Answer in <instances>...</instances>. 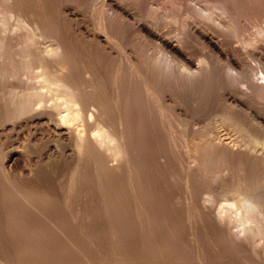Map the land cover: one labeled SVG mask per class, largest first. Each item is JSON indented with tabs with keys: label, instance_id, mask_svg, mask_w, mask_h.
Listing matches in <instances>:
<instances>
[{
	"label": "bare ground",
	"instance_id": "1",
	"mask_svg": "<svg viewBox=\"0 0 264 264\" xmlns=\"http://www.w3.org/2000/svg\"><path fill=\"white\" fill-rule=\"evenodd\" d=\"M96 1L103 8L106 22H116L117 31L109 33L104 30L100 33L90 30L82 12L71 2L0 0V8H2L0 13L3 12L0 18V110L13 111L11 115L9 114L11 112L6 113L9 117L7 120L3 118L5 119L3 121L2 117L0 118V125L17 117L18 120H22L30 114L25 117V121L33 123L36 128L42 130V134H45L48 140L51 134L54 137V144L51 146L47 144L48 162L63 164L61 173L46 175L49 177H47L49 184H39V180L38 182L32 180V171L27 169L22 168L17 176L15 173L18 171L14 168L21 162V154L14 149L6 151L4 164H1L0 186L3 189L1 203L8 209V213L20 215L24 220L32 213L35 216L40 213L43 217L47 208L46 210L43 208L45 206L42 202L50 205L52 202L58 203V207L60 204L63 205L62 209L65 210H55H60L62 216L67 214L68 209L75 210L73 213L77 214L79 207L70 202L79 197L84 201H91L87 205L92 210L88 211L96 213L104 221L108 220L113 227L119 225L124 228L130 224L133 229L128 230H134L133 233L130 231L132 237L142 239V236L155 234L156 238H160V232L154 233L155 230L151 229L152 233L149 229L155 227L154 224L153 227L151 225L157 218L156 210L160 209L158 206L162 207L159 202L162 201L164 205L165 203L174 205L177 197L181 196L173 190L177 188L176 183L179 184L177 175L179 171L175 167L179 166L177 163L181 148L178 147L180 148L178 151L177 146L183 147L184 152L182 151L180 155L184 153L182 156L185 157L184 160L186 159L185 166L182 162L184 167L180 162V166L184 168L180 175L183 191L185 190L184 198L192 204L197 201V190L201 189L196 185L198 179L202 178L203 181L207 178L211 173L207 167L213 161L220 158H231L233 161L234 156L235 158L243 154L246 156L244 150L247 142L252 143L251 147L258 146L259 151L264 154V113L251 107L246 108L247 111L238 110L237 104H241L240 100L232 97L236 105L233 108L230 106L231 108L211 112L212 116L208 111L213 122L206 123L209 120L204 121L201 115L192 111L193 105L188 107L183 101L185 98L180 99L178 93L184 90L183 88L207 83L208 74H213L209 63L207 62L205 66H194L182 49L183 41L179 40L181 38L166 36V31H163L159 25L142 17L137 11L134 0ZM173 1L183 7L180 0ZM194 1L210 2V0ZM149 4L150 7L161 10L165 16L169 14L171 16L173 12L172 5L167 2L149 0ZM221 6L220 8L223 7ZM224 6L222 12L226 13L224 10L227 5ZM207 9L209 7L204 11H210ZM13 17L16 18L15 21L19 20L27 26L23 25L27 29L25 33L18 30L17 26L20 27V24H16L19 23L18 21L14 22L16 26L9 23L11 19L14 21ZM223 18L220 20L222 28L230 24L227 22L229 19L223 20ZM233 24L235 26L234 22ZM186 25L211 55L227 57V51L224 52L222 47L223 39L194 20H187ZM129 27L136 30L144 46L154 44L159 51L157 52L159 57L160 54L161 57L164 55L166 64L161 62L162 58L154 59L146 47L138 50L127 43L124 40L123 30H129ZM256 29L260 35H264L263 25ZM46 37L50 38L51 42L47 46L41 47L40 44V47H37L38 42H41L40 38ZM81 45L88 48V51L81 50ZM174 64H179L182 73L181 71L175 73L176 70L172 68ZM231 65L237 66V62L231 59L229 67ZM15 79H20L22 84L24 83L23 86L14 85ZM257 83L255 85L253 82L255 86ZM261 85L260 88L264 84ZM252 86L248 87L253 88ZM246 88L243 89L242 86L238 91L242 90L241 92L245 94L248 90ZM206 127H208L207 131H203ZM257 129L261 132H257ZM3 139L4 136L0 135V142H3ZM67 145H69L68 149H66ZM164 147L167 149L172 147V151L167 153ZM255 154L254 156H258V152L257 155ZM257 158L260 165L257 164L264 170V155H259ZM248 159L245 157V160ZM225 166L222 165L221 169ZM206 170L210 173H206ZM219 170L214 175L211 173L210 178H218V174L221 173ZM223 170L225 180L233 171H229L228 165ZM263 173L261 172L260 175ZM210 178L206 180L209 181ZM244 178L238 179L239 182L236 181L237 183L229 186V190L226 188L227 192L223 189L225 194L230 195L229 202L227 207L218 208L212 219L220 222L218 230L225 233L227 240L242 249L241 251L250 250L251 254H255V260L262 263L260 258L264 256V246L261 244L264 243V191ZM202 183L201 186L204 185V182ZM206 192L208 196L211 195L209 190ZM78 203L84 207L83 204ZM162 208L165 210L164 207ZM54 212L49 213L56 214ZM79 213L82 214L80 210ZM79 213L78 216L76 215L78 218L81 217ZM68 216L70 217L71 213ZM9 217L11 218V215ZM45 217L43 219L48 220ZM75 217L68 218L72 221L71 226L76 222L75 226L78 225ZM171 218L175 220V217ZM49 221L52 223L51 220ZM56 221L55 224L62 220L56 219ZM64 226L67 227L66 224ZM53 227L48 229H52L50 230L52 232ZM134 227H138V230ZM56 230L58 229H55V232ZM75 230L72 231L77 232ZM112 231L114 232L111 235L117 238L118 230L114 228ZM170 233L163 234L168 237ZM58 235L70 237V234L61 231V228ZM254 262L256 263V261L252 263Z\"/></svg>",
	"mask_w": 264,
	"mask_h": 264
},
{
	"label": "rangeland",
	"instance_id": "2",
	"mask_svg": "<svg viewBox=\"0 0 264 264\" xmlns=\"http://www.w3.org/2000/svg\"><path fill=\"white\" fill-rule=\"evenodd\" d=\"M60 1L74 3L77 9L80 12H82L84 19L88 22L89 24L88 27L90 30L97 31L100 33H103L104 30H106L104 32H109V33H113L117 31L116 22L111 21L112 22L111 23L108 20H107L108 22H106L105 20L106 15L103 13L104 12L103 8H101V5L98 4V1L96 0H60ZM157 1L165 2V3L167 2L168 4L172 5L173 14L171 13V16L169 14L168 15L169 17L167 15L165 16L161 12V10H157L155 8L150 7L149 0H134L137 11L140 13L142 17L149 19L153 23L159 25L163 29V31H166L165 32L166 36H172L176 39L181 38L179 40H181V42L183 41L182 49L186 53V55L191 59L194 66H199V65L205 66V64H207L208 62L210 70L213 69L212 70L213 74L212 73H211L212 75L208 74L207 77L208 79H206L207 83L198 84L195 87H191L187 89L183 88L184 90L179 91L180 94L178 93V96L179 97L181 96L180 99L183 100L185 98L183 101L187 104V106L191 107L189 105H193L192 106L193 108L191 107V110L194 112L196 111L195 113L198 114L199 116L201 115V118L203 117L202 119L204 121L209 120L206 123L209 122L210 124L211 122H213L211 116L214 113V111L231 108V107L233 108L234 105H236V103L232 101V97H235L236 99L240 100L241 104H237L238 110L240 109L243 111H247L246 108L249 109L248 107H251V109L252 108L255 110L257 109L258 111L264 113V85H263L264 84V35L263 36L260 35V33L256 29L258 27L261 28L262 25L264 26L263 23L264 0H210V2L208 3L206 2L204 3L202 1H201L202 3L200 1L199 3L194 0H180L182 2L183 7L179 6L178 3H175L173 0H157ZM94 4L96 7L94 6ZM220 4L223 7H225L224 5L229 6V7L226 6V10H224V12L226 11V13L222 12L223 7ZM202 5L204 9L209 7V9L207 10L210 11L212 10L211 14L210 11L205 12L204 9L201 8ZM218 5H220L222 8H220V6ZM228 8L231 10H229ZM0 10L2 11V8H0ZM1 15H3V12L0 13V18ZM225 16L227 18H225ZM222 17H224L223 20L229 19L231 21L229 22V20H227V22L230 23L228 24V26H226L228 28L221 27L220 20H222ZM13 19L14 21L11 19V21L9 20V23H11L14 26V24L17 21L19 22V20L15 21L16 18L14 17ZM187 20H191V21L194 20L196 22L203 24L210 32H213L215 36L219 37L220 39H223L224 45L222 47H224L223 48L224 52L227 51V57L222 58V57H217L215 55H211L210 52H208V50L203 46V44H201L199 39L196 38L194 34H192V32H190V30L186 25ZM233 22L235 23V26H233L234 25ZM16 24L17 25L20 24V27L19 25L17 27L18 30L21 31V33H25L27 31V29L24 27L26 25L20 22ZM128 29L129 30H123L124 40L127 43H129L131 46L135 47L136 49L138 48V50L141 48L144 49L146 47L148 51L152 53L151 55H153L152 57L154 59L159 57L157 53L159 51L154 46V44H150V45L145 44L146 46H144V44H142L143 42L137 36L138 34L136 33V30L132 27H129ZM119 31L120 33H122L120 29ZM46 38L45 39L40 38L41 40L40 39L39 40L41 42H38L39 45H37V47H40V44L41 47H44V45L47 46L51 42L50 38L49 39ZM82 46L83 45L80 46L81 50L84 51L88 49ZM163 56L161 57L160 54L159 59L162 58L163 60H161V62H164L166 64L165 62L166 60L164 61ZM208 56H210L211 58L210 57L208 58ZM230 58L234 59L237 62V66L231 65L230 66L231 68L229 67V65L231 64ZM178 65L174 64L173 65L174 67L172 66V68H174L177 71V72L175 71V73L177 74L178 72L180 73V71L182 73V69L180 66L179 68ZM13 82H14L13 84L16 86L18 84L19 86H23L24 84V83L22 84V81L20 79H15L13 80ZM246 82L249 84L246 85L247 84ZM253 82H255V85L258 82L257 86H255ZM259 82H261L260 84H262L263 87L260 88ZM245 85L248 88V90L246 91L248 93L245 92L244 94L243 92H241L242 90L238 91L241 89L242 86L243 89L246 88ZM248 86H252L253 88ZM3 111L4 112L0 110V112L2 113V114L0 113L1 115L0 118L2 117L1 119L5 118L7 120L8 114L6 113L11 111L10 110H8L7 112H5V110ZM208 111H210V113L211 112L213 113L210 114ZM12 112L9 114L10 115L13 114ZM27 116H30V114H27ZM208 116H210V118ZM25 117L22 118V120L21 119L18 120L17 117L15 118V120L12 121L8 120L6 124H4L5 122H3L4 125H0V135L2 137L4 136L5 138L3 139V142H0V175H1V164L2 163L4 164L5 152L10 149H14L20 152L21 154V159H20L21 162L14 168V170L16 169V171H18V172L14 171L16 172L15 174L18 176V173L22 168L24 170L27 169L28 171H32L31 178L34 182H38L39 180L38 182L39 184L41 183L49 184V179H48L49 177L46 175L59 174L63 169L62 168L63 164L61 163L58 164L56 162L50 163L48 162V159L46 157L48 155V149H49L47 144L49 143V146L53 145L54 137H52L51 134L50 140H48V137H45L46 135L42 134V130L36 128L33 125V123L31 122L29 123V121L27 120L25 121ZM5 119H3V121ZM18 122H20L21 124ZM207 128L208 127L204 128L203 131H207ZM257 130H258L257 132L260 131L259 129ZM247 143H245L247 147L246 150H244L246 151L245 153L246 156H244V154L243 156L239 155L240 157H242L241 160L239 156L238 157L236 156V158L235 156L234 158L232 157L233 161H231L232 160L231 158L226 159L223 157L224 159L221 158L219 160L217 159L213 161L215 164L212 162V164H210V166L207 167V169H210V172L213 175L216 174L219 169L221 173L218 174V178L213 177L214 179H212V177L210 178V176H212L211 173L209 172V170H206V173L207 172L210 173L209 174L210 176L207 174L209 177L207 176L206 179L210 178L212 181L211 180L208 181L206 179L205 180L203 179L202 181V178L198 179L196 185H198L197 187L201 189L197 190L198 193L196 198L197 201H195L192 204L188 203V200L184 198L185 190L183 191V186H182L183 184L180 175L181 173H183L181 172V170L182 169L184 170L183 167L185 166L186 159L184 160L185 158L183 157L184 153L180 155V153H182L183 151V147L181 145L177 146L178 151L181 148L177 163L179 164V166L177 165L178 167L177 166L175 167L178 168L179 171V172L177 170L175 171L176 173L177 172L179 173L177 174L179 184L177 182L176 183L177 188L173 190L176 191L177 193H180L181 196H179L178 194L179 197H177L176 199L177 202H175L174 205L172 204L167 205L168 203H165L164 205L162 201L159 202V204L161 203L160 205H162V207H164L165 210L161 206H158L160 209H158L157 207L158 209L156 210L157 218L155 219L157 221L154 220L155 222L153 221L151 225V227H153L154 225L155 227L157 226L156 228H158V230L155 227L149 229L150 230L152 229L153 231L155 230L154 233L160 232L159 233L160 238H156L155 234H151V236H144V237L142 236L141 238L143 240L140 239V237L138 239L132 237L131 233H133L134 230L133 231L128 230L131 228L130 224H127L128 226H130L128 228L126 227L127 225L124 226V228L126 227L125 229L123 228V226L119 227V225L117 227L116 226L113 227L108 220L104 221L102 220V218L98 217L96 213L88 211V210L90 211L92 210L89 207V205H87L90 204L91 201L86 200L88 201L86 202L82 199H79V197L73 199V202H70V204L78 206L81 213L82 210H84L83 211L84 213L82 214H80L78 210V213L81 216L79 218L77 217L78 213L77 214L73 213L75 210L71 211L68 208H67L68 211L66 209L67 214L63 216L60 215L63 214L61 211L65 210L62 209L63 205H61L60 203H59L60 207H58L57 206L58 203L54 204V202L52 203L50 202L51 203L50 205L46 202L44 203L42 202L43 206H45L43 208L44 209L47 208V210L49 209L48 211L45 209L46 212L44 216L42 215L43 217H41V214L38 213L37 214L38 218H37V215L35 216L32 213V214H28L27 215L28 217L24 218V220H22L23 217H20V215L15 216L10 212L8 213V209L4 207L3 203H1L2 199H0L1 200L0 201V205H1L0 206V264H26V263L27 264H264V256L260 258V261L262 263H259L257 260H255L256 259L255 254L254 253L251 254L250 250L241 251L242 249L237 248V246L234 245L233 242L227 240L225 233H223L221 230H218L219 229L218 224L220 222L213 220L214 216L216 215V210L218 208H221L222 206L225 207L229 202L228 197L230 195L227 193L225 194L226 188H228L229 190L231 185H234L235 183L239 182L238 179L245 177L247 180L251 181L255 186H257L262 191H264V178H263L264 173L260 175V173L264 172V170L260 168L259 166L260 163L258 161L259 158H257L259 157V155L263 156L264 154L262 153V151H259L258 146L257 148H255L254 146L251 147L252 143L251 142H247ZM68 148L69 145L66 146V149ZM164 148H165L164 151L166 150L167 153H170V150L172 151L171 149L172 147L170 149L169 148L167 149L166 147ZM257 152H258V156H254V153H256L255 155H257ZM261 153L263 155H261ZM245 157L246 159L248 158L249 159L245 160ZM251 157L253 158L251 159ZM180 162L182 166L184 163L183 167L180 166ZM238 162H240V164H237ZM224 164L230 167L229 170L230 172L231 170L233 171L231 172L230 177L229 178L227 177L225 180L223 178L224 174L222 173H224L223 169L226 166L223 167V169H221L222 165ZM213 165L216 168H214ZM231 167H233V169H231ZM32 168L33 170H31ZM258 168L261 170H259ZM220 174L221 176H219ZM202 182H204V185L201 186ZM220 182L221 184L223 183L225 185L221 186ZM216 183L219 185L217 186ZM226 184L228 185L226 186ZM2 190L3 189L0 186V198H2L1 196ZM205 190L206 191L209 190L211 192V195L208 196ZM78 202H80L81 205L83 204L82 206L84 207H81ZM46 205H49L50 207L48 206L46 207ZM172 206H174V208H172ZM170 208L171 211H173L174 213L170 211ZM56 209H60L61 211L60 210L55 211ZM49 212H54L56 214ZM70 213L72 217H75L77 215L76 220H78V225L75 226L77 222L75 224L73 223L74 225L73 224L72 225L74 227L71 226L70 224L72 223L71 219L68 220V218H71V216L70 217L68 216V214L70 215ZM10 215L12 219L9 217ZM31 216L33 217V219ZM45 216H48V218H46ZM44 217L45 219L48 220H44L43 219ZM164 217L166 220L168 219L169 220L166 221ZM171 217H175V220ZM25 219L28 221H26ZM38 219L39 221L40 219L41 220L43 219L45 222L42 220L40 221L41 223H39ZM56 219L59 221L62 220L61 221L62 224L61 222H58L59 225H57L58 223L55 224V222H57ZM49 220H51L52 223ZM81 221L83 222L85 221V222L83 223ZM65 224L67 227L64 226ZM48 227L49 228L53 227V231L51 232L50 230L52 229L49 230ZM59 227L61 228V231H67V233L70 234V237L67 238L60 237L58 235V231H60ZM62 227L64 228L62 229ZM54 228L58 230H56L55 232ZM114 228L119 232V233L117 232L118 234L117 238L116 236L111 235L115 231V230L112 231V229ZM122 229L124 231H122ZM131 229H133V227ZM135 229L138 230V227H136ZM68 230L71 231V233ZM72 230L73 231L75 230L77 232H73ZM152 230L151 232L153 233ZM161 231L163 233L166 232V234L167 232L168 233L171 232L174 235L170 233V236L165 237ZM52 233L53 235H50ZM75 233L77 234L75 235ZM125 234L126 237L124 236ZM221 234H223V236ZM110 236L113 237V239ZM134 238L136 240H134ZM247 244L249 245V243ZM261 244L264 246V243ZM253 261H256V263L255 262L252 263Z\"/></svg>",
	"mask_w": 264,
	"mask_h": 264
}]
</instances>
